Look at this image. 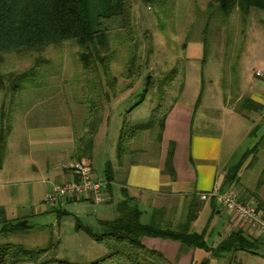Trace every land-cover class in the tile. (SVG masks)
<instances>
[{"label": "rangeland", "instance_id": "obj_1", "mask_svg": "<svg viewBox=\"0 0 264 264\" xmlns=\"http://www.w3.org/2000/svg\"><path fill=\"white\" fill-rule=\"evenodd\" d=\"M209 2L162 0L143 4L135 0L132 12L134 42L140 70L136 77L125 73L128 45L116 44L111 61L110 79H116L112 88L108 87L101 69L99 79L82 69L77 57L78 48L71 41L59 47H47L40 54L4 55L0 75H17L30 70L35 64L41 65L35 69L37 72L33 73V80H16L19 83L16 89L5 77L0 84V125L2 123L6 127L13 116L10 135L0 160V209L9 219L26 218L32 227L26 232L0 235V241L36 248L45 247L52 238L57 247L42 258L44 261L55 257L68 262L88 263L107 253L106 245L94 241L86 229L99 232V220L116 217L121 200L120 188L112 185L111 193L106 191L104 201L100 203L77 197L62 198L50 204L47 194L52 184L56 183L55 176L45 175L41 170L34 171L30 165L43 161L51 165L57 163L59 158L54 159V153L49 151L54 147L51 132L67 130L69 125L75 138L81 136L85 131L91 101L95 102L100 116L108 117L106 124L100 127L103 130L95 138V149L99 151L91 171L94 178L104 179L107 159L115 166L120 130L149 121L153 113L157 118L155 129L139 132L132 140L131 148L147 143L148 158L157 157V144L146 139L157 138L163 116L168 115L175 105L185 83L189 46H192L193 52L196 46L203 43L205 84L202 106L209 101L214 106L222 103L218 94L216 97L209 96L208 85L226 95L222 97L223 103L227 102L225 106L235 105L237 109H241L245 97H264V10L252 9L245 18L238 9H233L225 17ZM43 59L47 62L42 63ZM145 89H148L146 93ZM238 93H245V97L240 99ZM142 95H145L144 101L127 112ZM212 116H221V112ZM258 122L264 123V120ZM248 123L250 121H244L245 126ZM34 129L44 137L41 148L36 150L32 148L34 133L31 131ZM262 133L264 130L260 127L254 135L246 138L245 143L255 139L254 146ZM147 134H150L148 138L145 137ZM250 158L248 156L246 160ZM69 164L63 167L67 172ZM208 208L207 203L199 214L197 212V218L191 225L192 231L203 234L208 249L195 248L173 254V248H170L167 250L169 258L186 264L192 252L193 263L206 260L207 264H264V236L246 223L249 235L256 239V243L247 244L251 250H217L228 235L227 216L224 212L211 216ZM145 211L142 222H147L150 207L147 206ZM178 219L172 221H183L181 217ZM159 264L171 263L162 261Z\"/></svg>", "mask_w": 264, "mask_h": 264}, {"label": "trees", "instance_id": "obj_2", "mask_svg": "<svg viewBox=\"0 0 264 264\" xmlns=\"http://www.w3.org/2000/svg\"><path fill=\"white\" fill-rule=\"evenodd\" d=\"M135 0H0V63L6 54L42 53L47 47H59L67 41L74 42L78 48L77 57L84 71L100 78V69L109 88H112L116 79H110L111 61L116 44L127 43L128 61L125 73L138 75L141 64L138 63L134 42L135 27L133 23V6ZM143 4H154L162 0H137ZM209 5L216 7L225 17L233 9H238L245 18L253 10H264V0H210ZM118 40V41H117ZM115 41H117L115 43ZM40 62V61H39ZM47 62L46 60H42ZM33 68L21 74L0 75V84L4 77L13 88L19 87L16 80H33ZM15 77V78H13ZM151 77H149L150 79ZM169 80V78H168ZM148 89H145V93ZM144 93V94H145ZM142 95L139 102L134 103L128 111L144 101ZM246 99V100H245ZM244 109H261V105L249 97H245ZM89 116H86L84 133L75 138L77 161L89 167L88 161L92 155L93 143L99 125L103 121L95 102L89 103ZM165 116V115H164ZM161 120L160 130L163 125ZM13 117V116H12ZM11 121L7 126L0 125V160L4 155V148L8 134L12 127ZM153 113L147 122L122 128L117 138V157L121 160L124 155L131 153V143L136 135L146 129H152L157 123ZM159 136V135H158ZM246 154L239 162L231 167L226 175L222 187H229L242 165ZM166 169H171V154L166 160ZM113 169L106 163V181L112 179ZM123 190V199L118 203L117 215L113 219L99 220L100 231L93 232L88 228L87 233L99 243L106 245L107 253L88 263L68 262L63 259L42 258L57 244L49 239L45 247L28 248L24 244L10 241H0V264H159L168 261L155 248L147 247L144 237L171 239L179 243V254L191 249H208L203 234L191 230L196 220L197 205L191 204L182 222L166 221L164 211L157 210L153 219L144 223L141 221L142 211L134 197ZM261 206L264 204L259 203ZM163 224H166L165 226ZM174 225V226H173ZM32 227L25 219H9L3 209H0V235L14 234L20 231H29ZM242 233L241 229L230 232L217 250H251L247 244L256 243ZM43 260V261H42ZM170 262L171 264H177ZM169 262V261H168ZM207 264L204 260L200 263Z\"/></svg>", "mask_w": 264, "mask_h": 264}, {"label": "crops", "instance_id": "obj_3", "mask_svg": "<svg viewBox=\"0 0 264 264\" xmlns=\"http://www.w3.org/2000/svg\"><path fill=\"white\" fill-rule=\"evenodd\" d=\"M202 47L203 43L196 46L193 52L192 46L188 47L190 58L185 68V83L175 105L168 115L164 116L159 136L157 135L155 140L146 139L155 141L157 144L159 148L157 157L148 158V145L144 143L142 146H133L131 154L124 155L121 160L117 157L115 166H112L107 159L104 165L111 164L113 176L107 182L109 186L106 191L110 194L112 185L116 184L120 188L122 200V188H124L127 194L134 197L138 203L142 211L141 218L144 217L145 208L150 207L151 213L146 215L147 222L144 223L150 222L157 210L164 211L166 221L174 222L172 219L179 221L178 217L183 218L184 221L191 204L197 205L199 214L208 203L211 216L221 215L222 212L226 214L227 234L241 229L244 235L248 234L247 236L251 238L250 230L246 228L247 225L243 221L234 215H229L213 199L201 200L198 194L209 192L219 185L223 186L228 170L246 154L237 172V177L227 185L234 187L244 198L264 204V133L254 146L252 144L255 139L247 142L248 144L245 143L246 138L252 136L260 127L264 130V123L258 122V120H264V97H256L257 99L249 97L261 104V109H244L243 107L237 109L235 105L225 106L227 102L223 103L222 97L226 95L222 91H215L216 88L208 85L209 96L216 97L218 94L222 102L219 105L224 106H214L210 101L202 106L201 99L205 84ZM255 76H257L256 72ZM238 94L240 99L245 97V93ZM218 111L221 112V116H212ZM102 118L103 121L96 135L102 129L100 127L104 126L108 120L106 116ZM244 121H250V124L245 126ZM67 127V130L52 129L54 132H51L54 147L49 151L54 153L52 154L54 159L59 158L57 163L51 165L48 161H43L30 165L34 171L41 170L45 175L50 174V177L54 175L56 183L69 179L70 173L63 167L78 160L75 151V136L70 126L67 125ZM31 132L34 133L32 136L33 150L40 149L44 141L43 135L39 130L34 129ZM148 136L150 134L145 135L146 138ZM97 150L94 139L92 155L88 161L92 172ZM115 150L117 152V146ZM42 151H45L44 148ZM242 151L244 152L239 155L238 153ZM169 153L172 167L167 170L165 164ZM63 156L65 158H62ZM248 156L251 158L247 161ZM103 180H106L105 169ZM142 242L147 247L160 251L169 262L174 261L167 255L169 253L167 250L173 248L171 251L173 254L179 251V243L171 239L144 237ZM190 255L191 258L189 257V262L186 264L193 261V253L191 252ZM177 264H181L179 260Z\"/></svg>", "mask_w": 264, "mask_h": 264}, {"label": "built area", "instance_id": "obj_4", "mask_svg": "<svg viewBox=\"0 0 264 264\" xmlns=\"http://www.w3.org/2000/svg\"><path fill=\"white\" fill-rule=\"evenodd\" d=\"M67 168L70 177L61 183H53L47 194V202L55 204L62 198L84 197L92 202L104 201L107 181L94 178L91 170L79 161L71 162ZM201 200L213 199L229 215L236 216L249 228L264 236V206L256 200L244 198L234 187L216 186L209 192L199 193Z\"/></svg>", "mask_w": 264, "mask_h": 264}]
</instances>
